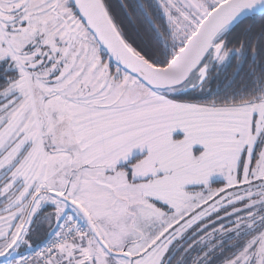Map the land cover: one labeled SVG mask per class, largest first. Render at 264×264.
<instances>
[{
  "label": "snow or ice",
  "instance_id": "snow-or-ice-1",
  "mask_svg": "<svg viewBox=\"0 0 264 264\" xmlns=\"http://www.w3.org/2000/svg\"><path fill=\"white\" fill-rule=\"evenodd\" d=\"M0 264H264V0H0Z\"/></svg>",
  "mask_w": 264,
  "mask_h": 264
}]
</instances>
